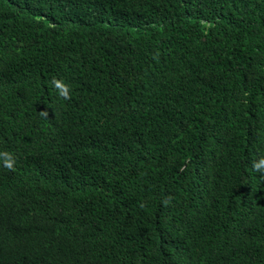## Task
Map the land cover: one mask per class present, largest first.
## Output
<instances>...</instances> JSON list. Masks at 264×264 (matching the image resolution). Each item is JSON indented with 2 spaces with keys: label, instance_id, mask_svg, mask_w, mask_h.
Returning <instances> with one entry per match:
<instances>
[{
  "label": "trees",
  "instance_id": "1",
  "mask_svg": "<svg viewBox=\"0 0 264 264\" xmlns=\"http://www.w3.org/2000/svg\"><path fill=\"white\" fill-rule=\"evenodd\" d=\"M0 150V264H264V0H0Z\"/></svg>",
  "mask_w": 264,
  "mask_h": 264
},
{
  "label": "clouds",
  "instance_id": "2",
  "mask_svg": "<svg viewBox=\"0 0 264 264\" xmlns=\"http://www.w3.org/2000/svg\"><path fill=\"white\" fill-rule=\"evenodd\" d=\"M51 86L56 90L59 97L64 100L71 99L72 89L63 80L53 77L50 81ZM43 117H47V111H41ZM0 161H2V166L9 171H15L16 166V156L10 150H0ZM252 169L264 176V155L260 156L258 159H254L251 164ZM171 197L165 198L162 203L167 206L171 203Z\"/></svg>",
  "mask_w": 264,
  "mask_h": 264
}]
</instances>
